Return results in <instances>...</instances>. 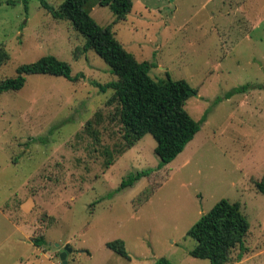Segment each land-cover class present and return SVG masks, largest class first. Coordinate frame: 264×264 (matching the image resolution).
Segmentation results:
<instances>
[{"label":"rangeland","instance_id":"374dc122","mask_svg":"<svg viewBox=\"0 0 264 264\" xmlns=\"http://www.w3.org/2000/svg\"><path fill=\"white\" fill-rule=\"evenodd\" d=\"M42 1L1 0L0 81L45 55L85 77L32 74L0 93V264H63L66 246L68 264H212L190 254L189 230L223 198L250 222L228 264H264V0H133L114 25L126 49L154 63V78L169 72L200 89L186 107L201 130L163 167L150 133L122 152L113 90L93 83L117 76L94 50L77 59L85 36ZM89 9L101 25L116 18L109 6ZM145 170L151 179L120 189ZM32 200L27 216L21 204ZM115 240L128 256L108 246Z\"/></svg>","mask_w":264,"mask_h":264},{"label":"trees","instance_id":"16d2710c","mask_svg":"<svg viewBox=\"0 0 264 264\" xmlns=\"http://www.w3.org/2000/svg\"><path fill=\"white\" fill-rule=\"evenodd\" d=\"M92 1L109 6L116 16L115 20L108 25H101L89 9ZM42 5L54 18L69 20L85 36L84 45L75 50L77 59L82 53L94 50L117 76L116 80L104 84L97 81L93 83L102 92L113 90L109 103H116L123 125L122 152L150 133L157 141L156 153L161 158V167L174 160L201 130L204 119L194 118L186 107L187 101L199 95L200 89L184 78H173L169 72L166 77L154 78L150 74L154 63L139 60L117 38L113 27L117 22L127 19L134 6L133 0H63L58 6L43 0ZM7 59V52L0 47V65ZM32 74L64 76L72 81L85 77L84 73L72 75L69 62L55 55H45L34 62L21 64L15 76L2 79L0 93L22 89L27 77ZM111 163L108 162L109 165ZM153 172L145 170L129 175L120 189L132 186L142 177L151 179ZM256 187L264 193V178L256 182ZM156 189L152 188L151 192L154 193ZM249 230L250 222L239 203L223 198L189 230V235L196 242L190 254L196 258L209 259L212 264H228L234 249L239 247L245 250L244 243ZM34 243L41 247L47 241L40 234L34 238ZM108 246L128 256L122 240L111 241ZM159 264L172 263L161 259Z\"/></svg>","mask_w":264,"mask_h":264},{"label":"crops","instance_id":"0c3cea01","mask_svg":"<svg viewBox=\"0 0 264 264\" xmlns=\"http://www.w3.org/2000/svg\"><path fill=\"white\" fill-rule=\"evenodd\" d=\"M33 206H34V200H32V202L27 201L21 204V211H23L28 216V214L31 213Z\"/></svg>","mask_w":264,"mask_h":264},{"label":"water","instance_id":"95a60500","mask_svg":"<svg viewBox=\"0 0 264 264\" xmlns=\"http://www.w3.org/2000/svg\"><path fill=\"white\" fill-rule=\"evenodd\" d=\"M71 250V248L69 246H66L64 248V251L60 254V258L63 262V264H68V261H67V254L68 252Z\"/></svg>","mask_w":264,"mask_h":264}]
</instances>
